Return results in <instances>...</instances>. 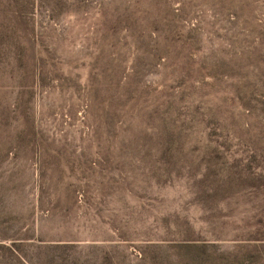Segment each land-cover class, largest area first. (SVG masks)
Here are the masks:
<instances>
[{"label":"rangeland","instance_id":"rangeland-1","mask_svg":"<svg viewBox=\"0 0 264 264\" xmlns=\"http://www.w3.org/2000/svg\"><path fill=\"white\" fill-rule=\"evenodd\" d=\"M0 264H264V0H0Z\"/></svg>","mask_w":264,"mask_h":264}]
</instances>
